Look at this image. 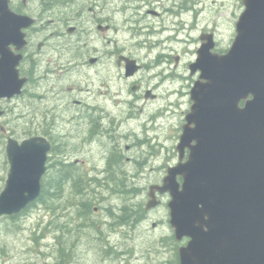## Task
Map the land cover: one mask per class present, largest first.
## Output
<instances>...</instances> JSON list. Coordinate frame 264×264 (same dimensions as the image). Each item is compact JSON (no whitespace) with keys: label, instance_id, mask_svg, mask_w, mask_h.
Returning <instances> with one entry per match:
<instances>
[{"label":"flooded vegetation","instance_id":"1","mask_svg":"<svg viewBox=\"0 0 264 264\" xmlns=\"http://www.w3.org/2000/svg\"><path fill=\"white\" fill-rule=\"evenodd\" d=\"M7 1L15 14L30 17L33 24L23 30L26 44L18 51V80H25L21 92L0 101H18V117L26 122L20 138L7 135L2 141L4 185L9 138L18 143L44 138L49 144L41 192L32 206L42 200L43 185L51 197L58 182L85 188L84 193L115 191V173L129 172L127 165L159 170L161 180L148 188L161 185L167 169L178 163L176 146L192 103L190 91L200 75L193 67L198 52L209 45L211 54L229 51L233 40L221 49L216 30L227 25L235 31L245 10L242 0L229 2L231 17L226 19L220 17L223 5H215L228 0ZM23 107L28 108L26 114ZM0 110L1 120L7 112L1 106ZM170 139H175L172 159L166 146ZM85 148L89 153L97 150L87 165L82 159ZM136 148L142 154L139 162L129 155ZM187 154L186 150L183 161ZM79 172L80 176H56ZM148 193L149 189L147 198ZM156 200V207L162 206L168 194H156ZM86 201L81 203L88 214ZM147 202L140 212L143 219L154 210H146ZM5 217L17 219L18 214ZM115 218L117 227L124 226ZM114 234L103 232L111 247ZM179 244L176 264L183 246Z\"/></svg>","mask_w":264,"mask_h":264},{"label":"water","instance_id":"2","mask_svg":"<svg viewBox=\"0 0 264 264\" xmlns=\"http://www.w3.org/2000/svg\"><path fill=\"white\" fill-rule=\"evenodd\" d=\"M242 2L229 51L199 50L178 163L149 188L146 210L158 205L156 194H168L174 240H187L179 264H264V0ZM32 24L0 0V101L21 92L18 51ZM49 149L44 138L7 140L0 216L19 214L39 197Z\"/></svg>","mask_w":264,"mask_h":264},{"label":"rangeland","instance_id":"3","mask_svg":"<svg viewBox=\"0 0 264 264\" xmlns=\"http://www.w3.org/2000/svg\"><path fill=\"white\" fill-rule=\"evenodd\" d=\"M233 1L215 5V8L223 5L224 13L220 17H231L229 2L233 5ZM216 32L221 49H226L234 38V29L224 25ZM0 106L7 112L6 117L0 120L1 193L6 178L1 156L4 148L2 141L7 135L20 138L19 133L26 128V122L25 118L18 117V101L2 102ZM27 109L23 107V114H26ZM174 143L175 139L166 142L170 159L171 155L176 156L173 152ZM96 151L93 149L89 153L88 148H85L82 157L86 161L85 165L92 153L96 155ZM129 155L136 161L142 160L139 148ZM126 169L129 172L125 174L115 173V184L118 186L115 191L102 188L84 193L85 188H79L80 192L77 193V189H72L65 182L61 185L58 198L55 195L42 196L37 205H30L18 214L17 219L0 216V264H56L64 248L69 256L62 258V264H176V244L184 245L185 240H174L168 224V200H164V205L155 207L149 214L145 212L146 216L148 214L145 219L140 214L148 199L149 185L158 183L163 173L159 170H140L137 165H127ZM80 175L79 172L78 175L70 173L67 176ZM53 191L49 192L53 194ZM82 201L89 203L88 214L86 211L83 214L84 208L79 204ZM115 216L119 217L118 224L124 226L117 227ZM153 223H156L155 227ZM114 229L116 232H111ZM103 232L116 233L110 236L112 247Z\"/></svg>","mask_w":264,"mask_h":264},{"label":"trees","instance_id":"4","mask_svg":"<svg viewBox=\"0 0 264 264\" xmlns=\"http://www.w3.org/2000/svg\"><path fill=\"white\" fill-rule=\"evenodd\" d=\"M60 176L62 177V176H67V174H60ZM63 179V178H62ZM60 181V180H59ZM61 190H62V188H61V185L59 184V182L57 183V184H55V188H54V195L56 196V198H58L57 196H59L60 195V193H61ZM133 190V189H132ZM78 192H80V190H77V193ZM125 192H128V191H125ZM46 193H47V189H46V185H43L42 186V194H43V197H46ZM80 205H83L82 203H79ZM83 214H85V212H83ZM123 218V217H122ZM124 224H125V222H123ZM70 229H68V231H69ZM66 248H64V249H61V252H60V254H59V256H60V261L58 262V263H56V264H62V258L64 259V258H66V257H68L69 256V253L68 252H66Z\"/></svg>","mask_w":264,"mask_h":264},{"label":"bare ground","instance_id":"5","mask_svg":"<svg viewBox=\"0 0 264 264\" xmlns=\"http://www.w3.org/2000/svg\"><path fill=\"white\" fill-rule=\"evenodd\" d=\"M67 173H69V172H67ZM121 196V195H120Z\"/></svg>","mask_w":264,"mask_h":264}]
</instances>
